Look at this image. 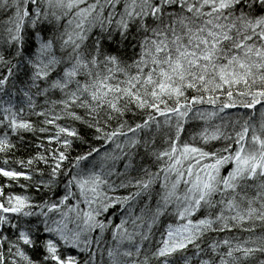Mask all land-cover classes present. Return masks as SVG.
<instances>
[{
    "label": "snow or ice",
    "instance_id": "obj_1",
    "mask_svg": "<svg viewBox=\"0 0 264 264\" xmlns=\"http://www.w3.org/2000/svg\"><path fill=\"white\" fill-rule=\"evenodd\" d=\"M0 264H264V0H0Z\"/></svg>",
    "mask_w": 264,
    "mask_h": 264
}]
</instances>
